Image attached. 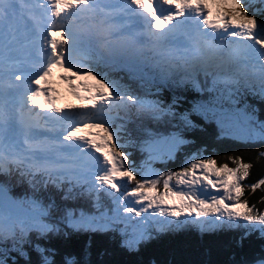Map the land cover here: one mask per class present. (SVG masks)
I'll return each instance as SVG.
<instances>
[{"label": "snow or ice", "instance_id": "6c2138e0", "mask_svg": "<svg viewBox=\"0 0 264 264\" xmlns=\"http://www.w3.org/2000/svg\"><path fill=\"white\" fill-rule=\"evenodd\" d=\"M180 89L200 99L182 108ZM254 101L264 0H0V264H91V239L82 260L49 246L80 234L118 235L137 254L189 227L264 240V209L243 199L264 178L243 183L241 155L217 164L196 148L176 170L154 166L193 145L189 133L264 144ZM229 264H264V245Z\"/></svg>", "mask_w": 264, "mask_h": 264}, {"label": "trees", "instance_id": "16d2710c", "mask_svg": "<svg viewBox=\"0 0 264 264\" xmlns=\"http://www.w3.org/2000/svg\"><path fill=\"white\" fill-rule=\"evenodd\" d=\"M169 87H175L169 85ZM178 94L184 97L182 108L190 107V102L200 99V94L189 89L184 91L178 90ZM162 95L166 100L170 99L173 93L167 89L162 91ZM251 102V101H250ZM255 106L259 109L258 117L264 120V103L254 101ZM151 126V125H150ZM131 128L132 126L129 125ZM211 130L215 131V126H210ZM158 131H172L174 129L157 126ZM194 141V144L183 147L180 152H185L186 157L191 155L196 148H204V155L213 156L217 160V164L228 163L223 159L227 155H241L245 163L252 166L249 169V176L246 178V184L251 185L259 179L264 178V161L257 160V153L264 149V144L254 142L245 144L238 141H226L224 143L215 142V136L211 139H202L198 132L189 133L185 137ZM132 153V159L139 163L142 155L138 151L129 149ZM180 153L173 161L167 162L164 167L157 163L154 165L164 171L178 169L181 161ZM232 165L229 163V167ZM264 186L255 191L245 190L243 199H246L248 204L255 205L257 209H264V203H261V198L264 197ZM27 191L26 186H16L12 189L13 195H23ZM53 191V190H49ZM44 195V193H41ZM54 199L60 203L62 193L53 192ZM45 202H48L45 198ZM239 230L242 234V229L222 230L211 233H200L191 227L159 234L154 240L147 245L142 246L140 252L128 253L119 246V236L113 237V234L94 233L83 234V239H77L76 236L71 237L68 241H63L60 238H53L50 242L51 247L58 250V254L54 257L55 260L61 261L65 254H72L77 259L82 260V253L85 244L91 239V248L89 249L91 256V264H99L102 260L104 264H150L155 261V264H229L231 258L236 260L251 259L261 250L264 245V240L259 238L258 233H252L245 238L239 245L237 240L239 236L236 231ZM41 243H44L41 241ZM30 251V255L35 256V253ZM100 253H104L103 256Z\"/></svg>", "mask_w": 264, "mask_h": 264}, {"label": "rangeland", "instance_id": "374dc122", "mask_svg": "<svg viewBox=\"0 0 264 264\" xmlns=\"http://www.w3.org/2000/svg\"><path fill=\"white\" fill-rule=\"evenodd\" d=\"M187 146V145H186ZM183 147H185V146H183ZM183 147H182V149H183ZM181 149V150H182ZM180 153V156H182L181 157V161H180V164H179V166L177 167V168H179V167H181L182 166V164H183V162H184V159L186 158V155H185V152H179ZM178 154V153H177ZM143 158V157H142ZM139 162H140V159H139ZM165 166V165H164ZM164 166H161V167H164ZM163 169V168H162ZM161 169V170H162ZM173 170H175V169H173ZM246 182V179H245V181H243V183H245ZM244 195H245V193H244ZM244 197V196H243ZM236 234L239 236V238H240V236L242 235L241 233H240V231L239 230H237L236 231ZM73 236H76L77 237V239H83V234H80V235H73ZM72 236V237H73ZM109 264H112V263H109Z\"/></svg>", "mask_w": 264, "mask_h": 264}, {"label": "clouds", "instance_id": "9594fccd", "mask_svg": "<svg viewBox=\"0 0 264 264\" xmlns=\"http://www.w3.org/2000/svg\"><path fill=\"white\" fill-rule=\"evenodd\" d=\"M174 71H177V72H179V69L177 68V69H174Z\"/></svg>", "mask_w": 264, "mask_h": 264}, {"label": "bare ground", "instance_id": "6f19581e", "mask_svg": "<svg viewBox=\"0 0 264 264\" xmlns=\"http://www.w3.org/2000/svg\"><path fill=\"white\" fill-rule=\"evenodd\" d=\"M58 91H60V89L58 88ZM62 91H63V89H62ZM64 93V92H63Z\"/></svg>", "mask_w": 264, "mask_h": 264}]
</instances>
